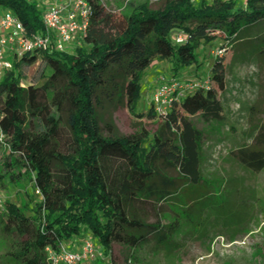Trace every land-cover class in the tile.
I'll return each mask as SVG.
<instances>
[{
	"label": "trees",
	"instance_id": "trees-1",
	"mask_svg": "<svg viewBox=\"0 0 264 264\" xmlns=\"http://www.w3.org/2000/svg\"><path fill=\"white\" fill-rule=\"evenodd\" d=\"M87 1L91 17L73 51L24 54L0 80V133L8 148L0 182L28 178L40 196L25 207L9 202L0 209L15 264H51L47 247L71 248L86 235L104 254L114 244L140 247L151 236L165 248H177L172 236L178 221L149 222L148 211L160 216L169 202L183 206L180 194L204 183L203 133L194 121L221 120L217 92L225 87V65L215 55L211 76L198 78L215 87L185 92L164 115L152 106L135 112L141 75L158 59L172 62L174 70L199 67L197 50L218 38L223 44L216 51L248 47L241 31L264 20V0H164L157 8L131 4L129 13ZM5 10L15 13L29 34L44 32L46 9L35 1L0 0V11ZM177 30L185 37L181 44L173 40ZM255 40L262 44L251 56L264 61V34ZM39 58L44 82L23 86V68ZM121 107L140 119L157 118L152 136L144 129L120 134L110 118ZM230 155L251 172L264 169V120L256 124L252 142Z\"/></svg>",
	"mask_w": 264,
	"mask_h": 264
},
{
	"label": "rangeland",
	"instance_id": "rangeland-1",
	"mask_svg": "<svg viewBox=\"0 0 264 264\" xmlns=\"http://www.w3.org/2000/svg\"><path fill=\"white\" fill-rule=\"evenodd\" d=\"M31 1H35L43 10L50 3V0ZM163 1L99 0L103 9L121 13H129L131 4L146 3L157 8ZM262 34L264 20L241 31V42H248V47L237 49L238 45L234 44L220 57L225 65V87L217 92L223 108L221 120L206 124L194 121L203 133L200 171L204 183L201 187L188 189V194H180L185 205L169 202L163 205L160 216L148 211L149 222L166 225L178 221L177 233L172 236L177 248H165L151 236L140 247L132 249L114 244L110 252L104 254L96 241L86 235L82 240L90 239L93 242L96 256L84 264H264V169L251 172L230 155L231 151L252 142L256 124L264 120V61L251 56L262 44V41L253 39ZM222 44L223 40L218 38L202 45L197 50L199 67L192 65L174 70V64L168 60L158 59L154 62L141 75L142 89L135 112L144 113L149 109L158 79L179 77L187 82L211 76L216 49ZM77 45L78 42L74 41L67 51H73ZM43 68L41 58L33 65L24 67L22 85L44 82L45 77H41ZM43 74L46 76L48 71ZM209 86L215 87L213 83H209ZM110 119L122 135L144 129L152 136L158 127L157 118H137L126 107L115 110ZM7 155L8 148L1 141L0 133V171H4L3 162ZM168 173L175 175L173 171ZM31 199L40 200V196L30 179L24 178L18 184L8 183L7 178L5 183L0 182V209L9 202L25 207L31 204ZM25 213L32 215L28 207ZM2 225L0 221V264H15L9 254L13 239L1 231Z\"/></svg>",
	"mask_w": 264,
	"mask_h": 264
},
{
	"label": "built area",
	"instance_id": "built-area-1",
	"mask_svg": "<svg viewBox=\"0 0 264 264\" xmlns=\"http://www.w3.org/2000/svg\"><path fill=\"white\" fill-rule=\"evenodd\" d=\"M91 13L92 8L87 0H50L42 14L44 32L29 34L15 13L10 10L0 11V80L12 68L13 59H19L24 54L67 51L68 46L86 33ZM173 40L181 44L185 37L177 30ZM224 52L218 50L216 55L221 57ZM198 87L209 88V81L186 82L175 77L158 79L156 89L152 92L151 106L156 115H164L174 103L179 102L185 92ZM45 253L51 264H84L96 256V249L90 239H84L79 251L61 244L57 250L47 247Z\"/></svg>",
	"mask_w": 264,
	"mask_h": 264
},
{
	"label": "crops",
	"instance_id": "crops-1",
	"mask_svg": "<svg viewBox=\"0 0 264 264\" xmlns=\"http://www.w3.org/2000/svg\"><path fill=\"white\" fill-rule=\"evenodd\" d=\"M156 62V61H155ZM154 63V62H153ZM153 65V64H152ZM151 65V66H152ZM82 243H83V240L82 239H77L76 241H73L71 244H70V247L71 249L75 250V251H79L81 249V246H82Z\"/></svg>",
	"mask_w": 264,
	"mask_h": 264
}]
</instances>
